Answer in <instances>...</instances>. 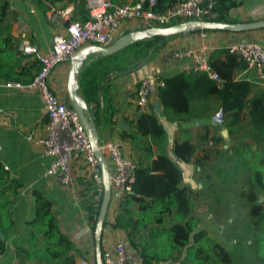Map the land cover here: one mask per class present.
<instances>
[{"label": "crops", "instance_id": "crops-1", "mask_svg": "<svg viewBox=\"0 0 264 264\" xmlns=\"http://www.w3.org/2000/svg\"><path fill=\"white\" fill-rule=\"evenodd\" d=\"M7 1L9 7L3 20L5 30L0 34V164L6 167L3 168L2 187L15 182L18 192L13 195L12 188L8 187L0 193V233L5 243L0 253V264H79L81 257L95 260L93 233L83 207L86 188L80 183L82 177L76 171V182L70 189L44 175L51 157L42 155L34 143V139L42 133V121L45 120L39 91L5 85L7 81L30 82L37 68V63H32L29 56L22 55L18 50L21 35L25 33L32 43L45 52L58 28L46 19L47 8L42 10L36 0ZM111 1L113 4H132L135 0ZM230 1L233 4L227 10V16L233 22L264 18V0ZM43 3L68 9L71 20L83 21L89 14L87 0H45ZM145 26L139 20H123L117 36L141 30ZM6 34L10 39L4 42ZM244 41L264 45V27L246 31L203 29L177 33L165 36L151 48L132 43L107 56L90 54L77 76L78 92L86 103L100 141H119L124 153L137 165L145 166L157 155L166 154L181 170V185L191 190L192 207L193 202H200L201 206L211 203L212 211L205 209L199 213L204 217L219 213L211 224L216 234L212 237V230L208 229L211 227L195 217L191 209V215L197 220V229L207 233L196 246L211 255V264L232 262L227 246L218 240L223 238L222 230L231 225L233 218H245L242 226L246 231L251 230L252 238L244 242L253 253L255 245L258 247L255 237L261 238L264 232V221L261 225H254L256 216L250 213L251 203H255L261 206L264 214V128L255 127L257 120L264 124V80L255 78L253 70L246 66L230 70L231 78L246 81L249 90L239 119L232 125V131H228L224 125H218L211 119L212 113L220 107V100L201 73L189 74L187 93L178 92L173 98L178 107L169 110H164L158 98V79L187 73L192 69L190 57L175 58L170 54L172 51L204 46L209 57L216 49H226ZM216 58L218 66L225 71L226 56L219 54L213 57L214 60ZM69 63L56 65L49 75L53 91L66 101H69L66 90ZM145 76L153 78L146 110L161 124L164 136L150 132L142 134L134 124L137 112L132 104L133 94ZM183 141L194 146L188 161L175 152V145ZM257 173L260 178L253 181ZM34 191L49 203V212L57 230L70 241L66 246L52 243L53 250L65 248L61 255L22 259L18 253V250L44 248L42 228L33 224L36 215ZM112 202L110 197L105 221L111 217ZM129 209L134 219L140 218L141 211L135 203ZM107 221L102 227V237L112 241L121 240L132 256L138 257L139 244L135 248L130 247L126 230L113 228ZM217 221L220 222L217 224ZM149 228H152L150 224L148 227L140 225L137 239L142 242L149 239L152 252L159 244L156 239L149 238ZM213 238L216 240L212 241ZM236 238L235 235L228 237L227 244L231 245V239ZM215 244L226 250L229 261L219 258L220 251L214 247ZM193 253L189 246L183 247L180 252L173 253L171 259L155 264H168L170 261L172 264H187L192 258L186 259V256ZM254 256L260 264H264V251L254 253ZM183 259L186 262H181Z\"/></svg>", "mask_w": 264, "mask_h": 264}, {"label": "built area", "instance_id": "built-area-1", "mask_svg": "<svg viewBox=\"0 0 264 264\" xmlns=\"http://www.w3.org/2000/svg\"><path fill=\"white\" fill-rule=\"evenodd\" d=\"M45 1V0H43ZM89 14L83 21L71 20L69 10L57 8L47 3L45 17L58 28L51 38L47 51H41L29 37L23 33L18 42V50L37 63V70L30 82L5 83L6 86L35 88L43 100L45 120L42 121V133L34 139L39 152L50 156L51 161L44 175L53 178L60 185L70 189L75 185L76 171L84 180H91L97 190L102 193V177L98 160L90 141L83 129L77 112L69 101L56 94L50 84L49 75L54 67L68 62L82 47L88 45H109L118 37L120 23L123 20H139L146 26L143 29L166 26L174 21L209 20L216 16V0H178L164 10L158 11L156 0H135L132 4H113L111 0H87ZM230 53L237 54L253 70L255 78L264 80V45L254 41H244L230 45ZM175 58L190 57L193 65L191 71H204L220 81L218 74L210 66L204 46L172 51ZM163 85L162 81H158ZM153 78L142 77L133 94L132 104L135 111L147 109L152 92ZM214 123L223 125L224 113L221 107L211 116ZM97 148L105 156L111 185V217L107 223L114 221L118 210V202L130 191L136 162L124 153L122 144L117 140L98 142ZM1 151V146H0ZM5 169L6 167L3 166ZM109 215V216H110ZM101 260L103 264H144L141 257H133L121 240H100ZM79 264H96L95 260L81 257Z\"/></svg>", "mask_w": 264, "mask_h": 264}, {"label": "trees", "instance_id": "trees-1", "mask_svg": "<svg viewBox=\"0 0 264 264\" xmlns=\"http://www.w3.org/2000/svg\"><path fill=\"white\" fill-rule=\"evenodd\" d=\"M36 1L38 5L41 6L42 10L47 8V5L43 3V0ZM216 1L217 5L215 10L217 16L214 20L233 22V20L227 16V10L233 2L230 0ZM174 2L176 1L156 0L155 8L158 11H162L165 7ZM8 7L9 3L7 0H0V34L5 30L3 20L7 14ZM177 22L178 21L173 23ZM6 35L7 36L3 39L4 42L10 39L9 34ZM164 38L165 36L157 35L138 40L134 42V44H141L146 48H151ZM1 46L2 45H0V50ZM219 54H224L227 58L228 63L226 62V64H224L225 71L216 63V61L218 62V58L215 60L213 59L215 55ZM32 61V63H36V61ZM208 61L210 66L218 74L220 79L219 82L210 78L204 71L194 72L201 73L212 86L220 100V107L223 109V125L228 131H232V125H234L239 119L240 112L244 106L245 97L249 90V84L244 80L232 79L230 70L233 67L246 66V64L237 54L230 53L227 48L212 51L208 57ZM194 72L190 71L158 79V81L163 82V85L158 84L157 94L164 110L175 109L178 107L173 98L178 92L183 91L182 93H187L186 89L188 86L189 74ZM256 108L257 107H255V109ZM134 120L137 131L142 134L150 132L151 134L164 136L161 124L148 110L138 112ZM255 127L264 128V124H261L257 120ZM175 146V152L178 153V155L180 154L183 156L185 161H188L194 152V146L188 141L177 143ZM133 176V181L130 183V191L118 202V212L115 215L111 226L113 228L118 227L122 230H126L130 247L135 248L139 244V256L143 263L155 264L157 261H166L173 257V253L180 252L183 247L189 246V249H193L194 253L186 256V259L189 257L192 258H189L190 261H188L187 264H211L213 259L211 258V255L206 253L201 247L199 248L196 246L202 239H204V237H206L207 233L203 229H197V220L191 215V190L188 187L181 185L182 173L178 165L166 154L161 153L145 166L138 164L134 170ZM2 178H4L3 167L0 164V187L2 188L0 193L3 189L5 190L9 189L8 187H11L12 194H16L18 192V184L11 182L8 187H2ZM259 178V174L257 173L252 180H259ZM80 183L86 188V198L83 207L85 209L86 220L93 233L102 193L97 196V190L92 185L91 180H84L81 178ZM262 188H264L263 185ZM33 194L34 201L36 202V215L33 219V224L42 228L41 240L44 248L38 250L32 249L30 251L18 250V253L21 255L22 259L31 256H36L38 259H41L43 256L61 255L65 252V248H61L59 251L53 250L52 243H60L62 246H66L70 241L64 234L57 230L49 212V203L39 192L34 191ZM132 203H135L139 211H141L139 219H134L132 215H130L129 206ZM250 213L256 216L253 220L254 225H261L263 223L264 214L262 213L260 205L251 203ZM105 223L106 221L104 220L103 225ZM149 224L153 226L152 228H149L151 232L148 234L149 238L152 240L156 239L157 236V234L154 233V229L161 228L168 232V235L171 237L169 249L165 248L164 251H161L160 253V251L156 250L159 248L158 246V248L151 252L149 249V239L145 240V242L137 239L140 225L142 227H148ZM4 247V239L0 237V253L3 252ZM214 247L220 251V255H218L220 259L223 261L230 260L229 255L222 246L215 244ZM186 259H183L181 262H186ZM175 260L176 257L173 261ZM61 264L64 263L62 262ZM168 264H172L171 261Z\"/></svg>", "mask_w": 264, "mask_h": 264}, {"label": "water", "instance_id": "water-1", "mask_svg": "<svg viewBox=\"0 0 264 264\" xmlns=\"http://www.w3.org/2000/svg\"><path fill=\"white\" fill-rule=\"evenodd\" d=\"M264 27V18L250 21L240 22H222L218 20H184L177 23H172L166 26H156L141 30H135L121 34L115 38L109 45H88L80 48L71 58L69 63L68 76L66 81V90L69 103L77 112L83 129L90 141L94 154L98 160L101 177H102V197L99 206L98 215L93 230L94 256L96 264H103L101 260V234L103 222L108 209V204L111 197V185L109 176V167L107 160L101 150L97 148L99 137L94 121L87 109L86 103L77 87V76L84 64V60L90 54L107 56L113 54L124 47L144 38L157 35L169 36L177 33H188L203 29H218L227 31H246ZM0 237L3 235L0 233Z\"/></svg>", "mask_w": 264, "mask_h": 264}, {"label": "rangeland", "instance_id": "rangeland-1", "mask_svg": "<svg viewBox=\"0 0 264 264\" xmlns=\"http://www.w3.org/2000/svg\"><path fill=\"white\" fill-rule=\"evenodd\" d=\"M202 203L200 202H193L192 207V213L195 217H199V220L204 221L209 230L214 229L211 224H213L216 221V217L219 213H213L211 217H204L202 214L199 213L200 210L208 209L209 211H212L210 207H212V204H206L205 206H201ZM201 206V208H199ZM237 214H240L237 212ZM245 218L244 217H235L233 218V222L231 225H229L226 229H223V238L219 239L222 244H225L227 246V249L230 252L231 255V264H260L256 257L254 256V253L264 251V232H262L261 238L255 237V241L257 242L258 247L255 245V252L253 253V250H249V247L245 245V240L248 238H252L251 236V230L246 231L242 224L244 223ZM220 221H217V224ZM153 227V226H152ZM235 227V228H234ZM154 233L157 234L156 239L157 243H159L158 251H164V249H169L170 247V241L171 237L168 235V232L164 229L158 228L154 229ZM212 237L216 236L215 231L212 230L211 234ZM235 235L236 240L231 239V245L227 244L228 237ZM212 241L216 240V238L211 239ZM229 247V248H228ZM231 247V248H230ZM261 249V250H260ZM261 254V253H259Z\"/></svg>", "mask_w": 264, "mask_h": 264}]
</instances>
